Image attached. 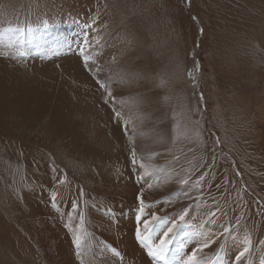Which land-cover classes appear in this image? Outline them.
<instances>
[{
  "label": "rangeland",
  "instance_id": "1",
  "mask_svg": "<svg viewBox=\"0 0 264 264\" xmlns=\"http://www.w3.org/2000/svg\"><path fill=\"white\" fill-rule=\"evenodd\" d=\"M213 225L203 264H264V0H0V264H178Z\"/></svg>",
  "mask_w": 264,
  "mask_h": 264
},
{
  "label": "snow or ice",
  "instance_id": "2",
  "mask_svg": "<svg viewBox=\"0 0 264 264\" xmlns=\"http://www.w3.org/2000/svg\"><path fill=\"white\" fill-rule=\"evenodd\" d=\"M22 54V53H21ZM101 87H103V85H101ZM109 95H111V93H109ZM133 164H135V153H133ZM138 179H142V178H138ZM201 179H203V177H201ZM61 183H63V181H61ZM181 183H187V181L181 180ZM149 187H151V185H149ZM53 200H55V196H53ZM137 200L139 201V212L141 215H143V213L145 212V208L147 207L145 205V201L143 199V193H140L137 196ZM53 208L56 207L55 203H53L52 205ZM75 210V209H74ZM182 214H179V219L178 220H173L171 223V227H168L166 229V231H164L163 236L165 237V239H162L160 241V243L158 245L155 246H149V254L157 260H164L165 259V251H166V246L169 243V239H170V234L174 233V230L177 229L179 227V222L183 221L185 219V215H187L188 213V209H182L181 210ZM215 213H212V216L214 217ZM81 219V223H83V215H81L80 217ZM152 220H160L162 222H167L165 220V218L163 217H158L155 214L152 215ZM144 223V227L147 230L149 228V224L151 223V221H143ZM224 234H229V229L227 227L223 228V232L221 233V237ZM136 235L140 238L141 241H146V237L144 235L141 234V232L139 230H137ZM216 240L213 239L212 237H208L207 239H204L203 241H198L197 245L193 246V249H190L191 254L187 255L186 259L184 257H180L178 264H203L202 260L198 259V253L202 252L204 249L208 248L211 244L215 243ZM77 246H79V237H77L76 240ZM250 243V241H245V245L243 247V250L239 252L238 255H235V260L237 262H241L242 258L245 256V254L249 251V247L247 246Z\"/></svg>",
  "mask_w": 264,
  "mask_h": 264
},
{
  "label": "bare ground",
  "instance_id": "3",
  "mask_svg": "<svg viewBox=\"0 0 264 264\" xmlns=\"http://www.w3.org/2000/svg\"><path fill=\"white\" fill-rule=\"evenodd\" d=\"M260 41V40H259ZM232 197V196H231ZM236 198V197H235ZM237 200H238V198H237ZM233 204V203H232ZM226 205V204H225ZM222 209H224V208H222ZM232 210V209H231ZM234 212V211H233ZM239 214V213H238ZM244 214V213H243ZM227 215V214H226ZM245 217V216H244ZM230 218H231V216H230ZM240 218V217H239ZM240 220H238V222H239ZM228 222H230V221H228ZM244 222V221H243ZM181 224V223H180ZM242 224V222L240 223V225ZM240 225H238V227L240 226ZM171 227V226H170ZM212 227V226H211ZM215 227H217V226H215V225H213V228H209V230L208 231H206V230H204L203 232H202V237H212L213 239H215L216 240V242L215 243H213V244H211V247H212V249L213 248H215L217 245H219L223 240H224V235L221 237V236H216L215 234H216V231L215 230H217L218 231V229L217 228H215ZM205 228V227H204ZM203 228V229H204ZM201 229V228H200ZM199 229V230H200ZM202 229V230H203ZM199 232V231H198ZM243 237H244V240L246 239V236H245V234H243V233H240ZM173 235V234H172ZM172 235H170V236H172ZM163 239H165V237L163 238ZM231 243H232V245L234 244V242H232L231 241ZM167 248H168V246H167ZM223 248V247H222ZM240 251H242V249H240L239 250V252ZM261 252H262V250H261ZM248 253V252H247ZM218 255V254H217ZM263 256V255H262ZM202 260V259H201Z\"/></svg>",
  "mask_w": 264,
  "mask_h": 264
}]
</instances>
